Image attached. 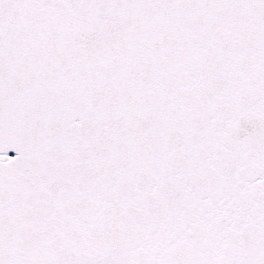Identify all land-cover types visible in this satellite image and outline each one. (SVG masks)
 <instances>
[{"label":"snow or ice","instance_id":"6c2138e0","mask_svg":"<svg viewBox=\"0 0 264 264\" xmlns=\"http://www.w3.org/2000/svg\"><path fill=\"white\" fill-rule=\"evenodd\" d=\"M0 264H264V0H0Z\"/></svg>","mask_w":264,"mask_h":264}]
</instances>
